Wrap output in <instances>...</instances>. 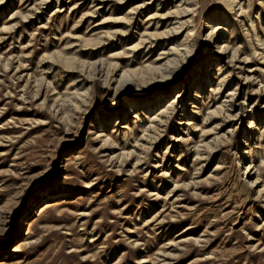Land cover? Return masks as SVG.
Wrapping results in <instances>:
<instances>
[{
  "label": "rangeland",
  "instance_id": "374dc122",
  "mask_svg": "<svg viewBox=\"0 0 264 264\" xmlns=\"http://www.w3.org/2000/svg\"><path fill=\"white\" fill-rule=\"evenodd\" d=\"M187 3L0 0V264H264V0ZM181 7L193 51L138 113L58 55L123 54ZM102 20L128 32L88 57Z\"/></svg>",
  "mask_w": 264,
  "mask_h": 264
},
{
  "label": "bare ground",
  "instance_id": "6f19581e",
  "mask_svg": "<svg viewBox=\"0 0 264 264\" xmlns=\"http://www.w3.org/2000/svg\"><path fill=\"white\" fill-rule=\"evenodd\" d=\"M186 1L189 2L187 4H191L190 3L191 1L193 2V0H181L182 4L180 6H183L186 3ZM140 7L142 8L143 5L138 6L137 9H139ZM134 9L136 8L134 7ZM189 9L192 8L190 7ZM189 9L183 11L181 7V9H175L174 11H169L166 14L163 15L160 14L161 16L157 11L154 15H152L151 19L149 18L151 22L152 18L159 17L157 23L153 25L154 30L151 32L146 31L142 36H140L141 38L134 45L130 46L128 50L126 49L127 51H125L123 54L115 53L112 54V56H110L107 59H100L93 61L85 60L81 57L82 55L80 56L77 53H73L74 54L73 56H69V55L67 56V54L69 53L61 54L62 53L61 52L58 55L64 59L63 62H65V64H68L72 71L78 72V76L83 78L82 81L89 80V82H91L94 79H96V77L103 78V83L105 84V87L107 89H109L112 86V84H115L114 103L116 104L117 102L121 101L122 97L124 96V100L126 103L127 100L131 101L130 109L132 111L138 106L143 105L142 103L143 99L151 100L154 93L159 88L173 84L174 73L177 71L178 67L185 62L187 58L185 56L187 55V53L191 54V52L193 51L191 49L192 46L190 45L189 42V39L191 37V34L189 33L190 31L185 33L188 30V26L192 19V18L186 19V17L191 14L190 13L191 10ZM173 19L176 20L175 25L173 26V28H168L169 22L167 23V21H171L170 24L172 25ZM162 20L164 21L162 25H160ZM106 21L102 20V22L96 24L94 29H92V31L102 30L100 33L99 40H95L93 38L87 39L85 37L79 39L80 36L79 37L74 36V38L77 39V42L80 43V47L82 48L81 49L82 51L84 49L85 50L90 49L91 52L87 55L88 57L93 56L94 53L92 51L98 45H101L103 43V38L107 37L111 40L118 36L121 37L126 36L125 34L128 32V30L127 29L124 30L123 28L121 30L105 31L104 24L106 23ZM115 21L124 24V26L125 25L128 26V24H130L131 22L128 18L127 19L120 18V19H116ZM183 34L185 35V39L181 41L182 38L180 36ZM213 35L214 34L212 32L209 33V37H211V39H213ZM171 44H173V46H170ZM160 46H162L163 48L162 52L158 54V57H156L154 60L150 62L146 61L141 63V65L137 66V60H134L130 62L128 66L126 65L127 67L125 66V68H123L122 63L119 61V59L125 58L126 54L127 55L129 53L136 54L138 52L144 50H151L153 47H160ZM180 46H184L185 49H180L181 48ZM220 47L222 46L220 45ZM236 52L237 51H234L231 56L233 60L236 59ZM220 91L221 88L219 89L218 92L220 93ZM202 92H203V85L201 86V88L198 89L196 96L199 97L200 96L199 93ZM99 96L100 95L98 94L97 97ZM229 96H231V94L228 95V97ZM126 98L129 99L132 98V100ZM139 109L140 108H137V111L135 112L138 113ZM225 109L226 107L224 109L218 107L217 109L209 113V115L207 116L208 118H205L204 120L205 126L201 128L202 132L204 133L203 136H209L219 129V126L207 128V124L209 122L211 124L212 120H214L215 118H218L223 114L225 115V113H227V110ZM174 112H175V107H173V104L169 105L164 109V111L157 114L152 120L156 121L158 120V118H160L159 119L160 125L164 124L163 118H167V117L169 118L171 115L174 114ZM199 150L200 149H198V154H199ZM249 169L250 166L247 167L246 173H250L251 170L249 171Z\"/></svg>",
  "mask_w": 264,
  "mask_h": 264
}]
</instances>
